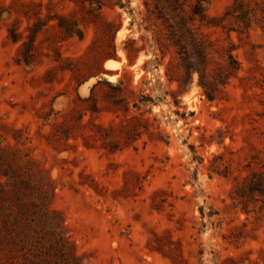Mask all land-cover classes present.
<instances>
[{
  "label": "rangeland",
  "instance_id": "rangeland-1",
  "mask_svg": "<svg viewBox=\"0 0 264 264\" xmlns=\"http://www.w3.org/2000/svg\"><path fill=\"white\" fill-rule=\"evenodd\" d=\"M91 1L0 0L3 145L47 170L83 264H264V196L245 207L236 194L264 169V0H240L250 14L203 0L210 18L193 27L209 44L207 77L220 80L205 88L195 71L183 92L154 0L106 3L100 16ZM62 13L80 20L83 38L62 40L50 20L35 60L20 62L34 23ZM128 39L140 48L133 64ZM102 79H123L125 99L98 84L92 111L82 98Z\"/></svg>",
  "mask_w": 264,
  "mask_h": 264
},
{
  "label": "trees",
  "instance_id": "trees-1",
  "mask_svg": "<svg viewBox=\"0 0 264 264\" xmlns=\"http://www.w3.org/2000/svg\"><path fill=\"white\" fill-rule=\"evenodd\" d=\"M187 2L188 0H154V12L165 24L168 39L177 47L180 56L183 74L177 78L179 92L184 91L195 71L199 73V82L205 88L208 83L220 80L216 77L212 79L207 77L210 61L209 44L195 32L193 27V22L197 18L201 21L210 18L206 6L203 0H196L188 11ZM106 3L112 7L127 5L124 0H99L98 3L91 1L92 9L98 11L95 12L96 15L100 16V11ZM127 3L129 5L131 0H127ZM146 5L150 9V2L146 1ZM233 8L244 14H250L252 11L240 0H235ZM50 20H55L54 25L58 28L62 40L73 36L83 38L84 31L80 26V20L76 17L62 13L49 16L48 19H39L31 28L30 39L23 42L20 62L31 64L35 60L38 35ZM106 23L112 25L110 21ZM10 34L15 42L21 38V35L13 30ZM135 43L133 39L125 41L124 48L130 64L134 63V56L140 50L136 46L133 50L130 49L129 45ZM112 48L113 56H116L114 43ZM159 48L165 55L164 45L161 44ZM230 66L232 69H239L238 63L234 67ZM232 74L229 72L227 77ZM221 82L224 83V80L222 79ZM101 83H107L117 91L114 103L117 104L125 99L123 79L117 84L107 79L99 80L93 86L91 95L82 98L85 101H92L90 109L92 111H98L99 108L95 91L97 85ZM34 161L32 158L24 160L16 153L10 152L0 138V264H83L74 243L67 234L62 215L51 205L54 197L53 180L43 167L37 166L33 169L28 165L33 164ZM236 194L245 207L256 196H264V169L254 171L244 185L238 186Z\"/></svg>",
  "mask_w": 264,
  "mask_h": 264
},
{
  "label": "bare ground",
  "instance_id": "bare-ground-1",
  "mask_svg": "<svg viewBox=\"0 0 264 264\" xmlns=\"http://www.w3.org/2000/svg\"><path fill=\"white\" fill-rule=\"evenodd\" d=\"M123 37V32H119L118 33V38ZM106 66L107 67H117L118 66V62L114 61V60H109L106 62Z\"/></svg>",
  "mask_w": 264,
  "mask_h": 264
}]
</instances>
